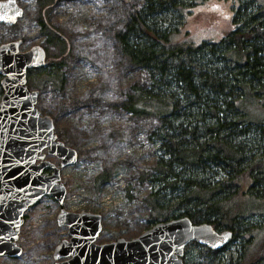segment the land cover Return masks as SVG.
<instances>
[{
  "label": "trees",
  "instance_id": "trees-1",
  "mask_svg": "<svg viewBox=\"0 0 264 264\" xmlns=\"http://www.w3.org/2000/svg\"><path fill=\"white\" fill-rule=\"evenodd\" d=\"M53 1L38 0L35 19L63 53L68 40L49 15ZM192 19L194 31L216 25L226 30L219 41L195 44L189 39ZM113 38L127 65L144 69L148 78L111 105L158 122L151 135L160 153L152 168L140 172V181L152 185L143 198L148 222L188 216L233 231L227 246L205 249L207 255L197 258L190 249L202 247L188 244L185 264H214L239 236L241 248L229 263L264 264V218L249 221L264 217V114H255L264 112V0H144ZM45 50L52 71L33 75L34 86H58L61 64ZM113 176L104 167L95 178L97 189ZM127 196L133 197L130 190Z\"/></svg>",
  "mask_w": 264,
  "mask_h": 264
},
{
  "label": "rangeland",
  "instance_id": "rangeland-1",
  "mask_svg": "<svg viewBox=\"0 0 264 264\" xmlns=\"http://www.w3.org/2000/svg\"><path fill=\"white\" fill-rule=\"evenodd\" d=\"M17 2L23 7L24 14L13 25L0 22V45L21 40V51L34 45L45 47L50 50L53 63L61 64L64 74L61 87L54 86L52 82L36 87L33 75L49 73L51 65L32 69L28 83L31 88L39 90L37 107L43 115L53 118L59 139L79 153L75 164L62 169L67 188L65 209L72 212L94 211L103 216V230L97 239L98 244L121 237L133 239L139 236L153 226L147 220L150 208L143 202L152 185L148 181H140V172L152 168L160 153L151 135L158 122L153 117L133 118L129 112L117 109L111 102L124 98L134 82H147L146 71L130 68L113 38V33L122 28L130 12L139 9L144 0H54L49 15L54 24L65 30L68 41L63 53L39 31L35 19L38 16V0ZM204 7L207 8L206 5ZM193 21L188 25L192 30L195 27ZM225 30L222 25L204 26L193 30L189 39L195 44L206 39L215 42L221 39ZM60 54L66 57L60 58ZM2 95L0 83V100ZM76 99L89 100L84 104L72 103ZM255 114L263 116L264 112L257 111ZM46 158L60 164L57 157L48 153ZM107 166L112 168L114 176L97 189L95 176ZM128 190L133 197L127 196L118 202L117 195L122 192L124 197ZM51 198L45 196L27 210L18 241L23 253L17 258L0 257L1 262L54 264L55 247L70 236L66 226L58 225L60 205ZM262 218L255 215L249 221L256 224ZM242 240L239 236L229 249L221 251L214 264H230V257L236 259ZM200 246L202 248L194 246L190 249V253H196V258L209 249Z\"/></svg>",
  "mask_w": 264,
  "mask_h": 264
},
{
  "label": "water",
  "instance_id": "water-1",
  "mask_svg": "<svg viewBox=\"0 0 264 264\" xmlns=\"http://www.w3.org/2000/svg\"><path fill=\"white\" fill-rule=\"evenodd\" d=\"M23 14L17 0H0L1 23L16 24ZM20 46L21 40L0 45V257L22 254L18 241L25 214L44 196L59 203L57 223L70 236L55 247L54 264H185L191 242L221 250L232 241L230 229L219 231L181 216L160 221L133 239L98 244L103 217L64 208L67 188L61 171L78 160V150L59 139L53 118L37 107L39 90L28 83L29 70L47 63L46 50L34 45L21 51ZM47 153L60 164L47 159Z\"/></svg>",
  "mask_w": 264,
  "mask_h": 264
},
{
  "label": "built area",
  "instance_id": "built-area-1",
  "mask_svg": "<svg viewBox=\"0 0 264 264\" xmlns=\"http://www.w3.org/2000/svg\"><path fill=\"white\" fill-rule=\"evenodd\" d=\"M121 181L124 182V179H121ZM123 182H122V185H124ZM125 197H126V196L123 197L122 192H120V193L117 195L118 202H120L121 200H123Z\"/></svg>",
  "mask_w": 264,
  "mask_h": 264
},
{
  "label": "flooded vegetation",
  "instance_id": "flooded-vegetation-1",
  "mask_svg": "<svg viewBox=\"0 0 264 264\" xmlns=\"http://www.w3.org/2000/svg\"><path fill=\"white\" fill-rule=\"evenodd\" d=\"M43 48L45 49V47H43ZM28 50H29V49H28ZM46 60H47V63H46L44 66H42V67L50 66V65L48 64L49 60L47 59V57H46ZM42 67H35V68H32V69H39V68H42Z\"/></svg>",
  "mask_w": 264,
  "mask_h": 264
}]
</instances>
